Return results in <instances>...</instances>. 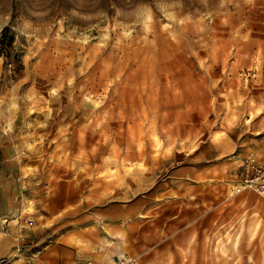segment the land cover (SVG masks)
<instances>
[{
    "label": "rangeland",
    "instance_id": "obj_1",
    "mask_svg": "<svg viewBox=\"0 0 264 264\" xmlns=\"http://www.w3.org/2000/svg\"><path fill=\"white\" fill-rule=\"evenodd\" d=\"M4 28L0 264H264V195L230 193L264 156V0H0Z\"/></svg>",
    "mask_w": 264,
    "mask_h": 264
},
{
    "label": "built area",
    "instance_id": "obj_2",
    "mask_svg": "<svg viewBox=\"0 0 264 264\" xmlns=\"http://www.w3.org/2000/svg\"><path fill=\"white\" fill-rule=\"evenodd\" d=\"M232 194L238 195L244 191H254L259 195H264V158H257L252 154H246L240 159V164L232 176ZM28 225H33L29 221ZM24 264H32L25 262ZM77 264H98L92 260H84ZM105 264V263H104ZM116 264H137L135 260L127 259L118 261Z\"/></svg>",
    "mask_w": 264,
    "mask_h": 264
},
{
    "label": "crops",
    "instance_id": "obj_3",
    "mask_svg": "<svg viewBox=\"0 0 264 264\" xmlns=\"http://www.w3.org/2000/svg\"><path fill=\"white\" fill-rule=\"evenodd\" d=\"M0 136H2V134H0ZM2 156V147L0 145V157ZM261 158H264V156H262ZM259 158V159H261ZM232 189V187H230V190ZM230 193L232 194V190L230 191ZM241 194V193H240ZM234 195V194H232ZM231 195V196H232ZM235 196V195H234ZM8 204V196L7 195H3V194H0V218H4L6 215V212L8 211V208H7V205ZM225 205H217V206H223V207H227L225 208L224 210L228 211V213H226L224 216L223 214H220L219 211H221L220 209H216V211L218 212L216 215H213L212 218H211V224H210V220L207 219L208 221V226L209 227H213V226H216V227H229V226H234V217H235V212L237 211V209L235 208V204H230V203H224ZM212 214H210L211 216ZM203 217V215H201ZM210 216H205V217H210ZM204 219H201V221H203ZM187 229V228H186ZM32 234H28V237H31ZM213 236L216 237V234H214ZM218 237V236H217ZM225 237V235H224ZM231 237H233V234L231 235ZM222 240V239H221ZM238 253H236L234 250L230 251L229 254H228V257L227 258H231V259H234V258H237L238 256ZM218 257V256H217ZM46 258V255L45 254H42L40 256V259H37L34 264H46V261H43V259ZM210 258H214L213 255L210 256ZM220 258H222L220 256ZM94 261V260H93ZM96 262V261H95Z\"/></svg>",
    "mask_w": 264,
    "mask_h": 264
},
{
    "label": "trees",
    "instance_id": "obj_4",
    "mask_svg": "<svg viewBox=\"0 0 264 264\" xmlns=\"http://www.w3.org/2000/svg\"><path fill=\"white\" fill-rule=\"evenodd\" d=\"M6 32H7V29L4 28V29L2 30V33L0 34V41H2L3 38H5ZM0 43H1V42H0Z\"/></svg>",
    "mask_w": 264,
    "mask_h": 264
}]
</instances>
